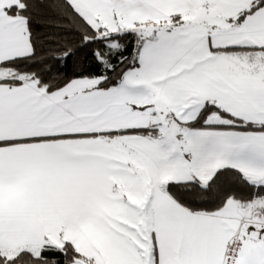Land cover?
<instances>
[{"label": "snow or ice", "instance_id": "6c2138e0", "mask_svg": "<svg viewBox=\"0 0 264 264\" xmlns=\"http://www.w3.org/2000/svg\"><path fill=\"white\" fill-rule=\"evenodd\" d=\"M0 264H264V0H0Z\"/></svg>", "mask_w": 264, "mask_h": 264}]
</instances>
